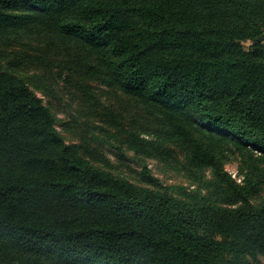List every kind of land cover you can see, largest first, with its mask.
I'll return each mask as SVG.
<instances>
[{"label": "trees", "instance_id": "16d2710c", "mask_svg": "<svg viewBox=\"0 0 264 264\" xmlns=\"http://www.w3.org/2000/svg\"><path fill=\"white\" fill-rule=\"evenodd\" d=\"M263 35L264 0H0V264H264ZM57 86L87 110L80 143L37 93Z\"/></svg>", "mask_w": 264, "mask_h": 264}, {"label": "rangeland", "instance_id": "374dc122", "mask_svg": "<svg viewBox=\"0 0 264 264\" xmlns=\"http://www.w3.org/2000/svg\"><path fill=\"white\" fill-rule=\"evenodd\" d=\"M260 40L264 43V35L260 38ZM251 44V41L243 42L245 48H248ZM50 83L53 86L54 76H52ZM56 91L59 93L56 97H54V93L49 96L41 92L37 93L41 98H43L44 102L48 103L57 113V116L60 119L59 130L65 137L66 141L68 143H80V138L88 135L85 133L83 126V122H85L86 116L88 115L87 110L84 111L82 109L83 106L80 105L79 98L75 96L73 92L63 90L62 86H57ZM109 96L110 95L105 96L108 97V100L105 103L107 105H111L110 102L116 101L114 98L109 99ZM105 97H102L103 101H106ZM115 108L118 109L119 107L115 106ZM89 120L91 123H96L99 125L102 123L98 118H95L94 120L89 118ZM88 143L91 145V147L97 148L104 156V158H102V163H107L106 165H102L104 168H107L113 173L121 177H125L132 182H141L139 173L141 170L140 162L142 161H140V158H135V160H121L119 156H117L116 150L113 147L107 145L105 142L88 141ZM133 155L134 154L132 152L128 153V156L131 158H133ZM145 162L151 169L152 174L158 177L164 184L168 185L175 196L185 198L187 196L191 197L199 193V188L197 185L198 183L196 181L189 178L187 174H184L182 171L177 170L172 166H168L169 164L166 161H161L154 157H150L146 158ZM225 168L238 182L244 180V172H241L236 160L227 161ZM205 179H212V174L210 171L205 173ZM260 196H264V190L261 191ZM260 196H257L255 201L260 200ZM261 261L264 263V258H261Z\"/></svg>", "mask_w": 264, "mask_h": 264}]
</instances>
